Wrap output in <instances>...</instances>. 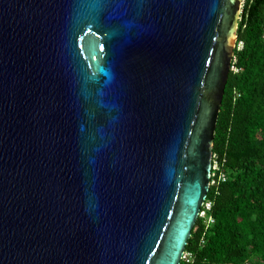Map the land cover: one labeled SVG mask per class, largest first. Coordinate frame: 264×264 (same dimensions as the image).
Segmentation results:
<instances>
[{
  "label": "water",
  "instance_id": "95a60500",
  "mask_svg": "<svg viewBox=\"0 0 264 264\" xmlns=\"http://www.w3.org/2000/svg\"><path fill=\"white\" fill-rule=\"evenodd\" d=\"M242 3L0 0V264H179Z\"/></svg>",
  "mask_w": 264,
  "mask_h": 264
},
{
  "label": "trees",
  "instance_id": "16d2710c",
  "mask_svg": "<svg viewBox=\"0 0 264 264\" xmlns=\"http://www.w3.org/2000/svg\"><path fill=\"white\" fill-rule=\"evenodd\" d=\"M236 35L212 150L227 179L209 190L214 223L191 231L189 264H264V0H243Z\"/></svg>",
  "mask_w": 264,
  "mask_h": 264
},
{
  "label": "built area",
  "instance_id": "2783aa9c",
  "mask_svg": "<svg viewBox=\"0 0 264 264\" xmlns=\"http://www.w3.org/2000/svg\"><path fill=\"white\" fill-rule=\"evenodd\" d=\"M235 46L237 47V49H240L242 46V43L238 42L237 45L235 44ZM229 70L233 72H237V68L234 66L232 62L230 63ZM225 161H226L225 159H220V157H218L217 154L213 152L211 153L210 172H209V179H208V191L201 205L199 206V210H198L197 217H196V222H195L193 229L195 228L197 229V227H200V228H203L204 231H206L208 227L214 223V218L211 213L213 202L210 198H208V193H209L210 188H212L213 193H215L218 185L226 181L227 176L223 169ZM201 243L203 242L201 241ZM191 262H192V254L191 252L185 249L181 254L179 264H189Z\"/></svg>",
  "mask_w": 264,
  "mask_h": 264
}]
</instances>
